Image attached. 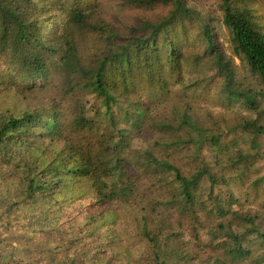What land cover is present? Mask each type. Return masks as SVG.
I'll list each match as a JSON object with an SVG mask.
<instances>
[{"label":"trees","instance_id":"obj_1","mask_svg":"<svg viewBox=\"0 0 264 264\" xmlns=\"http://www.w3.org/2000/svg\"><path fill=\"white\" fill-rule=\"evenodd\" d=\"M113 1L110 13L106 0H0V239L36 264H110L112 252L128 264L150 254L155 264H188L195 246L185 250L179 233L164 231L172 228L166 210L195 219L198 207L213 211L209 200L228 209L205 139L187 128L202 77L185 82V69H209L222 104H259L236 58L264 90V19L251 0H192L218 12L200 24L195 58L187 0ZM242 127L264 133L256 121ZM136 135L150 141L143 151L130 146ZM129 227L143 244L140 259L107 237ZM225 236L210 263L251 256L245 233Z\"/></svg>","mask_w":264,"mask_h":264},{"label":"rangeland","instance_id":"obj_2","mask_svg":"<svg viewBox=\"0 0 264 264\" xmlns=\"http://www.w3.org/2000/svg\"><path fill=\"white\" fill-rule=\"evenodd\" d=\"M113 2V0H106L107 10L110 13L114 10ZM251 5L257 11L262 12L261 15L264 19V0H251ZM187 6L192 9V19L196 21V23L187 26L190 43L188 49L191 51L192 57L195 58L196 54L203 49L199 36L200 24L203 25L206 19L218 17V12L216 10L208 11L206 2L198 4L187 0ZM199 14L201 19L198 18ZM218 32L221 40L228 46L230 44L228 30L224 25H221ZM228 52L230 54V50ZM236 63L239 79L243 80L248 88L251 87L258 92L259 104L257 107L248 106L244 100H234L222 104L224 100L216 80L209 81L212 72L205 66L203 71H199L201 74L192 72L190 67H185V82H189L190 79L197 81L198 77H202L200 80L201 99L197 98V102L195 101L199 106L196 109L198 115L192 116L191 124L187 125V128L196 140L205 139L206 162L210 170L219 177L221 188L226 191L220 194L218 188L216 190L221 195L222 203L228 209L226 212L215 207L214 203L209 200L207 211L211 209L213 211L206 214L198 207V216H196L199 218L198 221L187 213L184 214L178 209V206L173 205V208H168L166 213L163 210L165 216H169L172 223V228L164 229V231L171 230L173 235L179 233L178 240L182 242L185 250L190 249L189 242L195 246L191 247L193 256L188 264H213L209 261H212L216 256L222 257L220 245L222 241H226L225 235L228 232L245 233L244 245L252 251L249 258L239 262L229 260L230 264H264V133L251 134L244 131L242 127L246 121H256L258 124L264 125V90L258 86L257 77L250 74L237 58ZM149 145L150 141L146 135H136L130 141L131 148L138 151H143ZM194 145L192 144L193 147ZM141 154L144 155L143 152ZM124 186L123 180L117 184V187ZM208 188L209 183L206 186L205 194H207ZM201 214L203 215L200 216ZM204 221H206V226H203ZM11 225L18 228L13 222ZM14 228L9 227L12 232H15ZM134 230L129 227V232H126L118 228L111 236L107 237L119 248L122 246L132 247L133 256L140 259L139 254L144 251V248H142L143 244L138 237H131V234H135ZM193 231H196L197 235L190 240L188 234ZM180 233L185 236L182 240ZM15 240L14 238L13 242ZM7 244L8 239H0V264H16V262L36 264L29 259L26 251L19 248L12 250L14 254H11V248ZM71 253L73 250L66 249L68 257ZM116 254L117 252H112V255H108L110 264H128V257ZM150 255L144 256L143 254V258H147L146 264H155V262L152 263Z\"/></svg>","mask_w":264,"mask_h":264}]
</instances>
